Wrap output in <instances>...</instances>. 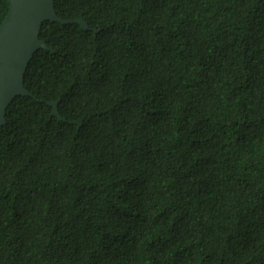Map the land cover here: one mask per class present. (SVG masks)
Here are the masks:
<instances>
[{"label": "trees", "instance_id": "1", "mask_svg": "<svg viewBox=\"0 0 264 264\" xmlns=\"http://www.w3.org/2000/svg\"><path fill=\"white\" fill-rule=\"evenodd\" d=\"M54 8L89 30L44 22L6 109L0 264H264V0Z\"/></svg>", "mask_w": 264, "mask_h": 264}, {"label": "water", "instance_id": "2", "mask_svg": "<svg viewBox=\"0 0 264 264\" xmlns=\"http://www.w3.org/2000/svg\"><path fill=\"white\" fill-rule=\"evenodd\" d=\"M9 10L0 25V128L6 124V109L17 96L33 95L24 87L26 69L40 49L54 53L39 38L44 22L77 24L87 31L84 19H62L55 13L54 0H7ZM97 33V30H93ZM35 98V97H33ZM60 98L47 102L52 115L59 121L64 118L58 111Z\"/></svg>", "mask_w": 264, "mask_h": 264}]
</instances>
